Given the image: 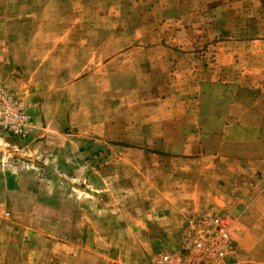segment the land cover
Instances as JSON below:
<instances>
[{"label": "crops", "instance_id": "crops-1", "mask_svg": "<svg viewBox=\"0 0 264 264\" xmlns=\"http://www.w3.org/2000/svg\"><path fill=\"white\" fill-rule=\"evenodd\" d=\"M0 76L30 121L12 143L17 159L0 154V203L22 195L29 158L68 187L63 203L79 204L70 240L42 264H135L121 254L135 250L132 236L140 250H176L187 217L209 211L234 220L228 264H264V0H0ZM216 89L247 108L221 120L257 140L247 155L200 151L204 120L182 108ZM8 140L0 132V146ZM100 143L103 163L85 148ZM96 218L112 223L84 227ZM246 248L258 252L250 262Z\"/></svg>", "mask_w": 264, "mask_h": 264}, {"label": "rangeland", "instance_id": "rangeland-1", "mask_svg": "<svg viewBox=\"0 0 264 264\" xmlns=\"http://www.w3.org/2000/svg\"><path fill=\"white\" fill-rule=\"evenodd\" d=\"M122 22L124 27L130 28L128 27V21L126 19ZM204 95L200 97L198 102H193V107L188 105L182 108L183 113L185 111L186 113H190L192 109H197L198 114L204 120V122H200V151L205 156H210L211 159H213V154L220 155V157L237 158V153L243 151L244 155H247L245 151L254 149L253 143L257 142V140L252 137H247L243 131H239L238 129H228L230 124L221 121L224 114L230 112L238 113L239 111L246 112L247 108H239L237 106L228 107L225 104L226 101L223 98L224 93L221 89L206 91ZM168 109L170 110L172 108L169 107ZM175 109L178 113L179 110L177 108ZM244 125L242 124V127ZM14 141L9 139L7 143L10 144L0 146L2 150L0 153L2 162L12 164L17 159L15 154H18L19 149L15 148L12 144ZM85 148L93 150L92 157L94 161L96 152H98L102 163L108 158L109 149L106 144L100 143V145H91ZM244 155L242 157H245ZM208 161L211 160L208 159ZM22 163L24 164L22 171V195H17L16 200L14 198L12 201H9L10 197L8 195V201L0 203V256L9 261L10 263L8 264H18L26 261L29 263L30 260L42 264L49 257L50 252H48V249L53 247L54 242L65 243L70 240L68 231L72 228L74 222L78 223V220H69L68 215L70 213L77 215L79 213V204L74 201L72 203H63V193L68 187L64 183L54 180L52 175L47 174L46 171H34L32 169L34 166L32 165L35 163L32 159H23ZM53 183L58 184V186L52 187ZM71 191L76 193L72 189ZM30 192H34L35 197H40L44 201H34L35 199L30 197ZM48 193L55 194L57 201L53 203L46 202ZM91 206H94V204H91ZM217 212L221 213V211ZM82 221L84 227L99 226L97 229L100 233L103 230L100 224L102 226H108L112 223L111 218L84 219ZM236 232L237 229L236 231L234 229L232 234V248L220 264H228V258L235 250ZM107 237L102 234L93 236L87 234L86 236L89 239L88 241L94 244L104 243ZM131 238L136 240L135 250H126L121 254L124 259L133 260L135 264H150L156 254L162 251L161 249L140 250L137 245L141 242L142 236L135 235ZM54 247H56L55 244ZM175 247L178 249V244L176 246L172 245L169 248L174 249ZM101 252L104 251L98 250L94 252L93 250H88L85 252L87 253L86 258H90L91 253L98 254ZM257 253L246 248L242 252V258L244 261L250 262ZM261 262L264 263L263 260Z\"/></svg>", "mask_w": 264, "mask_h": 264}, {"label": "built area", "instance_id": "built-area-1", "mask_svg": "<svg viewBox=\"0 0 264 264\" xmlns=\"http://www.w3.org/2000/svg\"><path fill=\"white\" fill-rule=\"evenodd\" d=\"M29 129L25 100L0 76V132L18 141L28 136ZM95 162H102L98 152ZM233 231L234 221L220 212L190 214L181 230L180 247L160 251L150 264H220L232 248Z\"/></svg>", "mask_w": 264, "mask_h": 264}]
</instances>
